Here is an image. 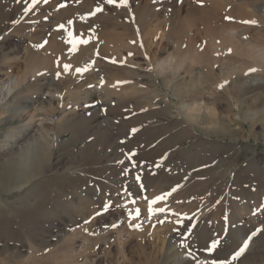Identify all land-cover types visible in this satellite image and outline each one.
<instances>
[{
  "label": "rangeland",
  "instance_id": "374dc122",
  "mask_svg": "<svg viewBox=\"0 0 264 264\" xmlns=\"http://www.w3.org/2000/svg\"><path fill=\"white\" fill-rule=\"evenodd\" d=\"M1 17L0 264H264V0H0ZM78 41L70 70L52 50ZM34 141L50 161L17 182Z\"/></svg>",
  "mask_w": 264,
  "mask_h": 264
},
{
  "label": "bare ground",
  "instance_id": "6f19581e",
  "mask_svg": "<svg viewBox=\"0 0 264 264\" xmlns=\"http://www.w3.org/2000/svg\"><path fill=\"white\" fill-rule=\"evenodd\" d=\"M66 12H68V11H66ZM2 16H4V15H2ZM3 18L4 17H1L0 20L3 21ZM114 36H116V35H113V34L109 35V37L106 39V41H108V43L106 42V43L101 44V46H102L101 51L102 52L110 53V52H114V50H116L115 49L116 43H118L120 41H118L117 38ZM88 50H89V43H80V41H78L76 43H74V42H71V43L62 42V43L56 44V45H54L52 51H53V53L58 54V55L57 54L56 55H57V57L59 56L60 62L61 61L65 62V63L69 62L71 64V65L69 64L71 67L70 70H74L76 62L79 60V59L77 60V58H79V56H81L80 53L82 52V55H83L84 54L83 52L87 53ZM33 57H34V55L32 56V58L27 60V62H26L27 69L25 71L27 73L30 72L29 74H32V75H34L38 71L37 70L38 68L36 69L35 67L37 65H39L38 59L36 57H34V58ZM46 59H47V57H46ZM80 59H81V57H80ZM43 61H44V63L46 62L45 59ZM63 62H61V63H63ZM108 62H110V61H108ZM31 71H32V73H31ZM69 72H71V71H69ZM34 88H37V87L35 86ZM29 90L31 91V89H29ZM35 91H36V89H35ZM194 110H196V109L193 107L190 110V112L194 111ZM191 114H193V113H191ZM190 117H194V116L190 115ZM195 119H197V118H195ZM191 120H194V118ZM36 144H38V142H36V141H34V143L28 144L27 149L22 151L23 153L21 155H17L15 157V159L13 160V162L9 166H8V164H6L5 168L8 166L6 169L10 168L11 166L16 167V172L14 173V171H13V173H14L13 176H14V178H16L17 182L27 181V180L32 179L35 175H37L36 173L40 167L42 168V166L49 163L50 160H48L49 158L48 159L46 158L48 156L45 155V153H46L45 144L46 143L44 144V142H43L41 145L38 144V146H36ZM29 145L32 146L31 150L29 149ZM33 145H35V146L33 147ZM40 157H42V159H40ZM14 167H13V169H14ZM17 182L13 181V184L17 183ZM173 245H174V243H173Z\"/></svg>",
  "mask_w": 264,
  "mask_h": 264
},
{
  "label": "snow or ice",
  "instance_id": "6c2138e0",
  "mask_svg": "<svg viewBox=\"0 0 264 264\" xmlns=\"http://www.w3.org/2000/svg\"><path fill=\"white\" fill-rule=\"evenodd\" d=\"M120 2H121V6H126V5H127V0H120ZM107 3H109V4H113V3H115V0H107ZM96 11H97V12H100V11H103V9L97 8ZM93 14H94V13H93ZM244 23L254 24L255 22H254V21H244ZM66 68H67V66H66ZM253 71H254V70H253ZM135 131H136V129H133V132H135ZM139 179H140V177L137 176V180H139ZM166 195H170V193H168V194H166ZM164 199H165V196H160V197H157L156 199L152 200L151 203H150V206H149V213H150V214H155V211H154L153 206L156 205L157 203H159L160 201H163ZM105 207L107 208V207H109V205H106ZM161 211H163V209H161ZM139 215H140V211H139V209H137V210L135 211V215H134V216H131V215H130V219H136V218L139 217ZM118 226H119L118 223L112 225L113 228H116V227H118ZM136 227H137V230H139V225H137ZM252 235H256V233L254 232ZM250 239H251V237H249V240H250ZM218 243H219L218 241H217V242H214V243L211 245V248H212V249L217 248V247H218ZM247 247H248V242L245 241L243 247H241V248L239 249V251H237V252L235 253V255L233 256V259H236L237 257H239V256H240V255H241V254L247 249ZM213 264H215V262H213Z\"/></svg>",
  "mask_w": 264,
  "mask_h": 264
}]
</instances>
